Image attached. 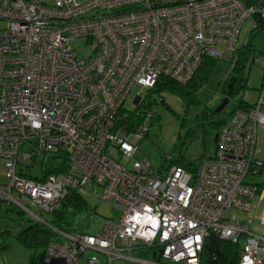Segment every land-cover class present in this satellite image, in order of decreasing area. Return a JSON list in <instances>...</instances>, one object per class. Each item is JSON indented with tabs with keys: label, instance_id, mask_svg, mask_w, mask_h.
<instances>
[{
	"label": "built area",
	"instance_id": "2783aa9c",
	"mask_svg": "<svg viewBox=\"0 0 264 264\" xmlns=\"http://www.w3.org/2000/svg\"><path fill=\"white\" fill-rule=\"evenodd\" d=\"M264 19V7L241 0H0V160L6 184L0 204L51 216L67 192L110 200L120 213L97 236L54 230L42 264H200L210 236L264 264V231L227 214L248 213L264 170L257 132L264 129V79L250 107L222 124L213 155L195 173L176 165L153 169L137 146L157 118L138 94L164 77L185 86L206 60L236 54L243 22ZM84 41L79 58L72 44ZM260 67L264 69V60ZM56 170L32 177L44 156ZM165 160V159H163ZM26 202L28 207L22 204ZM264 228V215L261 219ZM53 230V229H52ZM148 250L153 259L134 256ZM160 251L159 260L154 254Z\"/></svg>",
	"mask_w": 264,
	"mask_h": 264
},
{
	"label": "rangeland",
	"instance_id": "374dc122",
	"mask_svg": "<svg viewBox=\"0 0 264 264\" xmlns=\"http://www.w3.org/2000/svg\"><path fill=\"white\" fill-rule=\"evenodd\" d=\"M77 1L84 2L86 0ZM241 1L247 6L264 7V0ZM250 22L251 19L242 23L237 45L240 48L252 38V48L256 53H260V56L251 55L247 59L244 68L245 88L233 98L228 99V104L218 114L207 118L204 116V113L209 115L208 112H214L222 100L226 98L222 92V87L229 81L236 54L226 52V55L215 60L207 81L195 91L191 101L184 100L172 93L150 94L149 96L148 91H140L139 88H133L130 91L124 103L127 109H133V103L140 94L145 103L151 104V108L157 116L143 140L137 141L133 137L129 140L137 146V158L139 160L147 159L148 164L153 169L162 170L169 165L168 163L176 159L193 162L202 157H210L213 155L215 138L219 132L217 123L227 122L229 111L241 101L249 105L256 102L258 90L261 88L262 79H264V69L259 64L264 59V30L249 38L252 30ZM2 27L3 24L0 21V28ZM72 46L79 58H84L90 54V49L84 41L75 42ZM259 136L258 147L262 149L261 152L264 154V135L260 134ZM61 164H63L61 157L47 155L39 160L33 169H30L29 174L32 177L40 176L42 171L56 170L60 168ZM2 169L0 160V184H6L7 179ZM246 180L256 184L259 179L256 176L248 177ZM86 201L94 210V214L82 217L78 224L79 230H86L88 234L97 236L101 232V226L105 219H119L120 213L110 200L97 201L86 198ZM22 204L24 207H28L26 202ZM28 209L43 221H49V216L41 214L36 209ZM230 216L228 213L227 217L230 218ZM30 222L41 224L15 204L6 201L0 204V264H29L33 259L42 257L40 250L28 249L15 239L19 230L26 227ZM134 256L150 260L153 259V252L142 250L141 252H134ZM100 261L101 264L105 263L102 258Z\"/></svg>",
	"mask_w": 264,
	"mask_h": 264
},
{
	"label": "trees",
	"instance_id": "16d2710c",
	"mask_svg": "<svg viewBox=\"0 0 264 264\" xmlns=\"http://www.w3.org/2000/svg\"><path fill=\"white\" fill-rule=\"evenodd\" d=\"M254 23L256 27L251 30L249 38L253 34H257L258 32L264 30V19L255 20ZM251 41L252 38H250L245 45L236 50V60L234 62L235 64L232 67L229 81L228 83H225L224 87H222V92L226 98H233L240 90H243L245 88L244 68L247 64L246 61L249 57H251V55H260V53H256V51L253 50ZM213 63L215 64V60L206 59L185 86L180 85L168 78H159L155 85V88L149 91V96L150 94L161 95L163 93H172L182 97L184 100L191 101L195 91L207 81L208 75L210 74L211 69L214 66ZM146 104L151 107V104H149V102H147ZM250 106L251 105H249L248 103L241 101L240 104L234 106L229 112L231 113L236 109ZM208 113L210 114L208 115L204 113V116L206 118L214 115V113L212 112ZM222 124L224 123H217L219 129ZM202 158L193 162H184L182 160L176 159L168 164L180 166L189 172L195 173L198 162L201 161ZM86 202V198L79 196L76 192L69 191L62 201V204H59L60 207L49 217L50 219L47 223L52 227L53 230L43 224L32 222H30L26 227L19 230L18 234L15 236V239L19 244L28 249H32L34 251L40 250L42 252L41 258L33 259L29 264L43 263V253L48 244L51 241H57L60 239L58 234L54 230L65 234L87 233L86 230L78 229L79 221L82 219V217H84V215L90 216L94 214V210ZM202 248L203 249L199 259L200 264L239 263L238 257L240 253V247L238 246V244H232L212 235L204 241Z\"/></svg>",
	"mask_w": 264,
	"mask_h": 264
},
{
	"label": "crops",
	"instance_id": "0c3cea01",
	"mask_svg": "<svg viewBox=\"0 0 264 264\" xmlns=\"http://www.w3.org/2000/svg\"><path fill=\"white\" fill-rule=\"evenodd\" d=\"M260 134L264 135V129L258 130V139L256 143V148L258 151L257 158L262 162V164H264V154H262L261 152L262 149L258 147ZM258 179L259 180L256 182V184L258 185V192L251 203V211L245 214L238 211L231 212V217H233L234 220L245 226L247 225L250 230L257 234L262 233V231H264V228H262L260 221L262 215H264V171H262V173L258 176Z\"/></svg>",
	"mask_w": 264,
	"mask_h": 264
},
{
	"label": "water",
	"instance_id": "95a60500",
	"mask_svg": "<svg viewBox=\"0 0 264 264\" xmlns=\"http://www.w3.org/2000/svg\"><path fill=\"white\" fill-rule=\"evenodd\" d=\"M229 98H225V99H223L222 100V103L217 107V109H215L214 110V112H212V113H214V114H218V112H220V111H222L225 107H226V105L228 104V100ZM41 224H43V225H45L44 223H42L41 222ZM159 256H160V251L159 252H156L155 254H154V258H155V260H159Z\"/></svg>",
	"mask_w": 264,
	"mask_h": 264
},
{
	"label": "clouds",
	"instance_id": "9594fccd",
	"mask_svg": "<svg viewBox=\"0 0 264 264\" xmlns=\"http://www.w3.org/2000/svg\"><path fill=\"white\" fill-rule=\"evenodd\" d=\"M244 264H253V261L250 258L245 257L244 258Z\"/></svg>",
	"mask_w": 264,
	"mask_h": 264
},
{
	"label": "bare ground",
	"instance_id": "6f19581e",
	"mask_svg": "<svg viewBox=\"0 0 264 264\" xmlns=\"http://www.w3.org/2000/svg\"><path fill=\"white\" fill-rule=\"evenodd\" d=\"M147 260H149V259H147ZM150 261V260H149Z\"/></svg>",
	"mask_w": 264,
	"mask_h": 264
}]
</instances>
